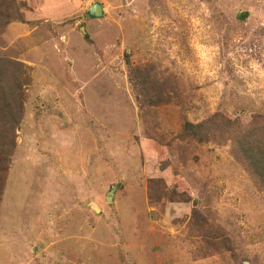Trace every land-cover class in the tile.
<instances>
[{
  "label": "rangeland",
  "instance_id": "rangeland-1",
  "mask_svg": "<svg viewBox=\"0 0 264 264\" xmlns=\"http://www.w3.org/2000/svg\"><path fill=\"white\" fill-rule=\"evenodd\" d=\"M15 1L0 264H264V192L181 129L221 113L264 142V0Z\"/></svg>",
  "mask_w": 264,
  "mask_h": 264
},
{
  "label": "trees",
  "instance_id": "trees-1",
  "mask_svg": "<svg viewBox=\"0 0 264 264\" xmlns=\"http://www.w3.org/2000/svg\"><path fill=\"white\" fill-rule=\"evenodd\" d=\"M15 4V0H0V29L11 20L9 12L18 6ZM86 14L90 17L88 12ZM137 73L138 70L133 73L134 81ZM29 79L28 69L23 63L0 57V192L4 186L9 155L15 146V132L23 118V103ZM181 129L183 136L199 144L218 139L230 141L232 157L246 173L249 181L259 191L264 192V142L253 136L252 128L242 127L225 115L215 113L199 123H191L184 117ZM219 236L224 238V230H220ZM210 237L216 239V233ZM212 256L210 252L199 254L203 259Z\"/></svg>",
  "mask_w": 264,
  "mask_h": 264
},
{
  "label": "water",
  "instance_id": "water-1",
  "mask_svg": "<svg viewBox=\"0 0 264 264\" xmlns=\"http://www.w3.org/2000/svg\"><path fill=\"white\" fill-rule=\"evenodd\" d=\"M88 13L90 16L98 18L101 17L103 15V11H102V6L99 3H95L93 4L89 9H88ZM109 199V197L107 198V200ZM97 209L95 208V211Z\"/></svg>",
  "mask_w": 264,
  "mask_h": 264
}]
</instances>
